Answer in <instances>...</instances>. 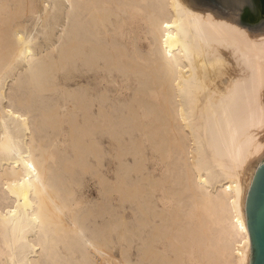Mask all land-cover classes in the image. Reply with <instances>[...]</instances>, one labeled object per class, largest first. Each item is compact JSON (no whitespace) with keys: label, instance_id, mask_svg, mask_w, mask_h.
Returning a JSON list of instances; mask_svg holds the SVG:
<instances>
[{"label":"bare ground","instance_id":"obj_1","mask_svg":"<svg viewBox=\"0 0 264 264\" xmlns=\"http://www.w3.org/2000/svg\"><path fill=\"white\" fill-rule=\"evenodd\" d=\"M256 16L254 0H0V264H250ZM85 174L101 199L75 207Z\"/></svg>","mask_w":264,"mask_h":264},{"label":"water","instance_id":"obj_2","mask_svg":"<svg viewBox=\"0 0 264 264\" xmlns=\"http://www.w3.org/2000/svg\"><path fill=\"white\" fill-rule=\"evenodd\" d=\"M246 221L250 237V264H264V162L260 164L246 200Z\"/></svg>","mask_w":264,"mask_h":264},{"label":"rangeland","instance_id":"obj_3","mask_svg":"<svg viewBox=\"0 0 264 264\" xmlns=\"http://www.w3.org/2000/svg\"><path fill=\"white\" fill-rule=\"evenodd\" d=\"M255 6L257 7V16L252 19V21H258V20H262L264 19V8L261 5L260 0H254ZM146 34H145V30L141 31V40L146 43ZM67 74L66 71H64L63 73H60L59 76H65ZM60 79V77H59ZM108 144V143H106ZM58 146L59 149L65 152H69V141H68V132L66 127L63 126V128L61 129L60 133H59V138H58ZM111 154L115 155V147H111L107 149ZM150 158V162H149V166L150 169L153 172H159L161 170V166L159 165V161L158 159L154 158L153 155L149 156ZM117 165V159L115 157H111L110 158V162L107 164L105 163V170H103V172L110 178L114 177V173H115V169ZM162 173L158 174L161 175ZM82 182L84 183L81 190L77 193V202H75V207H82L85 206L87 203L89 202H93L95 200H99L101 199L100 196V189L99 186L97 185V180L95 177L85 174L83 175V179ZM127 216L128 218L131 217V213L130 211L127 212Z\"/></svg>","mask_w":264,"mask_h":264}]
</instances>
